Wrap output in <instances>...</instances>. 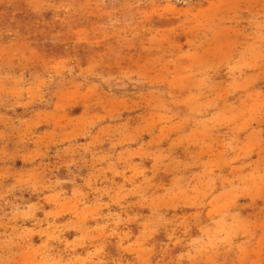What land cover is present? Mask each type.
<instances>
[{"label":"rangeland","instance_id":"rangeland-1","mask_svg":"<svg viewBox=\"0 0 264 264\" xmlns=\"http://www.w3.org/2000/svg\"><path fill=\"white\" fill-rule=\"evenodd\" d=\"M0 264H264V0H0Z\"/></svg>","mask_w":264,"mask_h":264}]
</instances>
